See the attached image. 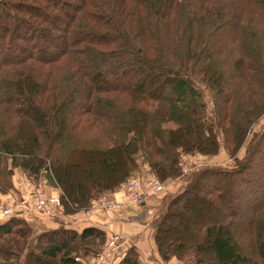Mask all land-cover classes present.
Instances as JSON below:
<instances>
[{
  "label": "trees",
  "instance_id": "trees-1",
  "mask_svg": "<svg viewBox=\"0 0 264 264\" xmlns=\"http://www.w3.org/2000/svg\"><path fill=\"white\" fill-rule=\"evenodd\" d=\"M262 117L264 0H0L1 194L45 171L69 214L144 173L180 179L153 223L161 259L264 264V123L238 155ZM222 147L231 166L182 175ZM4 218L0 264H85L109 239ZM118 264L145 263L129 247Z\"/></svg>",
  "mask_w": 264,
  "mask_h": 264
},
{
  "label": "crops",
  "instance_id": "crops-1",
  "mask_svg": "<svg viewBox=\"0 0 264 264\" xmlns=\"http://www.w3.org/2000/svg\"><path fill=\"white\" fill-rule=\"evenodd\" d=\"M45 174L46 173L40 176V179L47 181L50 187L57 189L55 187L54 181L45 177ZM18 177H24L19 169H17L13 176L12 181L14 182V186ZM124 183H122L119 186V189L114 193L105 194L107 197L114 199L116 202H120V206L117 211H99L87 216L85 212L86 210L81 209L69 214L62 212L57 216V218L53 217L51 219L29 209H25V211L21 214L27 219L29 224L33 226V229L36 233L48 230L50 228H57L60 226V224L57 225V221H63L64 223L62 224H66L64 226L76 230L84 226H96L102 229L105 233V236L109 238L113 234L121 235L122 237L118 243L116 249L117 251L112 264H118L121 257L125 254L129 247H134L137 249L138 258L142 263L178 264L174 262L172 258L164 261L161 259L154 241L155 234L153 223L155 221L154 219L158 215V211L163 206L164 196L166 194H175L180 190L183 183L180 179H176V181L173 182H164L165 187L162 193L156 196L148 197V199H145L139 203H131L128 200L127 194L122 187ZM18 196L24 197L22 196L21 191H17V193H0V209L7 199L10 197L18 198ZM4 220L5 218L2 216V211H0V223ZM89 259L90 258H88V260Z\"/></svg>",
  "mask_w": 264,
  "mask_h": 264
},
{
  "label": "built area",
  "instance_id": "built-area-1",
  "mask_svg": "<svg viewBox=\"0 0 264 264\" xmlns=\"http://www.w3.org/2000/svg\"><path fill=\"white\" fill-rule=\"evenodd\" d=\"M204 164L203 156H189L182 164V175H187L191 170L203 167ZM44 173L46 172L42 171V175ZM40 176L32 180L25 177L16 179L15 188L17 191H21L24 197L18 196V198L10 197L7 199L0 209L3 217L10 216L16 212L22 213L25 209L35 211L45 217H57L64 212L62 190L58 186H55L57 189L50 187L47 181L40 179ZM122 187L131 203H139L148 199V197L162 193L165 184L154 175L147 173L143 178L127 180ZM119 206L120 202L118 203L104 195L94 200L85 209V212L87 216L99 211L113 212L117 211ZM121 237V235L117 234L111 235L101 250L92 256V259L90 258L87 264H112Z\"/></svg>",
  "mask_w": 264,
  "mask_h": 264
},
{
  "label": "rangeland",
  "instance_id": "rangeland-1",
  "mask_svg": "<svg viewBox=\"0 0 264 264\" xmlns=\"http://www.w3.org/2000/svg\"><path fill=\"white\" fill-rule=\"evenodd\" d=\"M71 10H72V8H69V10H68V12L70 11L71 12ZM53 49H55V48H53ZM264 123V117H262V118H260V120L256 123V124H254L252 127H251V130H252V132L248 135V137L246 138V141L244 142V144H243V146L240 148V150H239V152H238V155H242L243 153H244V150L246 149V144H247V142H248V140L251 138V136H252V134L254 133V132H256V131H259V129H260V126L262 125ZM223 150V151H222ZM193 156V155H192ZM213 157H207V156H205L204 155V157H203V162L205 163V164H207L208 162H210V163H213L214 165H220V166H223V167H227V166H231L232 164H233V162H232V159H230V158H228V155L226 154V151L223 149V147L221 148V151H219V153H218V155L217 156H215V159H212ZM213 162H212V161ZM187 162V161H186ZM204 164V165H205ZM146 175V173H144L143 174V176H145ZM141 178H143V177H141ZM256 182V180L254 181V183ZM262 184H264V181L262 182ZM170 195L171 194H166L165 196H164V198L163 199H166V200H168L169 198H170ZM235 200V199H234ZM245 200V199H244ZM224 201H227V199H223L222 201H221V203H223ZM235 201H233V203H234ZM236 203V202H235ZM242 203H238V207L236 208V212H237V214L238 215H240V216H245L246 215V213L249 211V209H250V207L251 206H249L248 208H246V207H244V205L245 204H243V205H241ZM223 206H225L224 204H223ZM210 217V216H209ZM57 218V217H56ZM212 218V217H211ZM201 219H202V221L204 220H206L205 218H202L201 217ZM192 220H193V217H192V213H191V211L189 210V209H185V210H183V211H181L180 213H179V216L177 217V219H174V220H172V225L174 226V227H177V226H180V225H182V224H191V222H192ZM57 221V220H56ZM203 221V222H204ZM57 225H62V223H64L63 221L62 222H59V221H57ZM242 224H243V222H240V223H237V226H239V227H241L242 226ZM64 225H66V224H64ZM82 255V254H81ZM81 259H83V258H81ZM173 260H174V262H176V263H178V264H183V263H181L180 261L178 262L176 259H174V258H172ZM89 260H88V258H86L85 259V261H84V263L85 264H87V262H88Z\"/></svg>",
  "mask_w": 264,
  "mask_h": 264
}]
</instances>
